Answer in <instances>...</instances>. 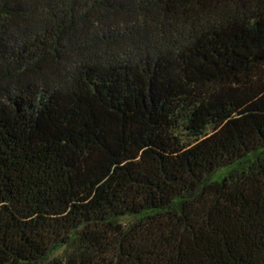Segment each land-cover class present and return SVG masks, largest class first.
Wrapping results in <instances>:
<instances>
[{
	"label": "trees",
	"instance_id": "1",
	"mask_svg": "<svg viewBox=\"0 0 264 264\" xmlns=\"http://www.w3.org/2000/svg\"><path fill=\"white\" fill-rule=\"evenodd\" d=\"M0 264H264V0H0Z\"/></svg>",
	"mask_w": 264,
	"mask_h": 264
},
{
	"label": "rangeland",
	"instance_id": "2",
	"mask_svg": "<svg viewBox=\"0 0 264 264\" xmlns=\"http://www.w3.org/2000/svg\"><path fill=\"white\" fill-rule=\"evenodd\" d=\"M226 171V169H222V170H220L216 175H220L221 173H223V172H225Z\"/></svg>",
	"mask_w": 264,
	"mask_h": 264
}]
</instances>
